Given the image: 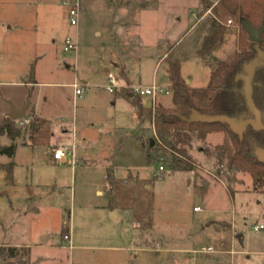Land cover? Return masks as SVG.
<instances>
[{"label":"rangeland","instance_id":"374dc122","mask_svg":"<svg viewBox=\"0 0 264 264\" xmlns=\"http://www.w3.org/2000/svg\"><path fill=\"white\" fill-rule=\"evenodd\" d=\"M74 1L0 0V119L9 103L17 106L23 97L25 103L38 101L43 119L31 134L36 120L27 110L22 137L14 143L0 139L2 147L15 145L13 157L0 154V264H264V229L253 231L264 226V196L248 174L229 172L224 160L203 153L205 148L212 153L224 135L210 134L216 135L214 143L208 136L194 141L189 153L196 170L174 171L139 152L130 134L138 126L132 106L119 98L121 89L113 94L104 89L100 62L114 49L107 25L119 10L131 14L127 8L133 0H79V22L71 27L64 2ZM171 1L169 34L147 27L136 31L133 46L149 57L141 65L128 64L133 87L151 86L155 76V85L169 91L164 67L155 69L157 55L177 58L191 87L208 82L209 69L195 52L207 34L210 10L198 8L197 0ZM117 5L121 8L115 12ZM228 26L209 61L236 52L238 29ZM67 35L76 40L74 51L63 50ZM122 47L129 51L125 40ZM110 70L121 79L112 65ZM76 74L92 75L93 83L82 86L83 98L73 105L68 85L74 79L80 85ZM157 101L172 106L171 94ZM73 117L77 129L88 131L82 142L76 129L78 164L72 167L68 161L54 162L52 148L72 146L68 122ZM148 130L153 136L152 125ZM107 163L114 177L111 191L104 186L111 182ZM159 166L163 170L155 175ZM111 195L115 221L108 207ZM194 207L200 211L193 212ZM64 235L70 242L63 241Z\"/></svg>","mask_w":264,"mask_h":264},{"label":"trees","instance_id":"16d2710c","mask_svg":"<svg viewBox=\"0 0 264 264\" xmlns=\"http://www.w3.org/2000/svg\"><path fill=\"white\" fill-rule=\"evenodd\" d=\"M203 11L210 10L208 30L195 54L208 67L209 80L205 88L192 89L180 75V61L177 59L166 63V73L171 94V109L160 105L146 108L141 98L129 96L126 91L119 96L129 100L136 108L139 120L148 119L152 123L154 135L149 130H141L137 141L148 158L155 163L172 168L174 171H194L197 165L190 155L194 141H205L210 134L222 133L221 144L216 145L212 153L204 149L205 156H214L225 161L229 172L248 174L253 187L264 196V163L255 156L256 150H264V64L257 68L252 79V101L260 112L262 128L248 127L241 139L221 123L217 124H188L181 117L189 118L193 112L201 116H225L235 121L251 119L244 94L243 83L236 80L242 73L245 64L251 62L257 51L264 52V33L262 42H250L242 29L241 21H247L254 28L264 25V0H200ZM228 27L238 29L237 50L225 60L209 61L212 54L223 43ZM123 76V73H120ZM32 76V72H31ZM42 122L31 124V132H35ZM21 136V129L9 119L0 121V139L7 137L12 143ZM152 140V144L150 141ZM15 145L0 146V154L11 158L14 155ZM12 164L6 166L10 172ZM111 203V204H110ZM109 207L116 206L113 197H110ZM13 253L14 249H8Z\"/></svg>","mask_w":264,"mask_h":264},{"label":"crops","instance_id":"0c3cea01","mask_svg":"<svg viewBox=\"0 0 264 264\" xmlns=\"http://www.w3.org/2000/svg\"><path fill=\"white\" fill-rule=\"evenodd\" d=\"M175 5H176V2H175ZM199 5L201 6L200 0H197L198 8H199ZM173 7H174V5H173L171 0H133L132 6L130 8L129 7L127 8L131 12V14L130 13L129 14L122 13L119 10L121 8V5H117V7H114L113 10H115V12H117L119 10L120 13L116 14L115 16H113L112 19L110 20V22L107 25V34H110V36L113 37V45H114L113 48L114 49L112 51H110L109 56L106 59H104L106 63L104 62V60H101V62H100V65L102 66V68H104L103 78L105 79L106 84H107V75L109 73H112L111 70H110V66L112 65L115 68V72L121 78L120 80H122V82H120V84L122 86H133V84L129 80L130 78L128 77V73H127V69H126L128 67V64H133V63L138 62L139 65H141V63L144 60V58L149 57V56H144L143 57L140 54H138V52H137L138 50L133 46V44H135L134 42L136 40H138V38L136 37L137 36L136 31L138 29L142 28V27H147L149 29H153V30L159 31L160 34H162L163 36H165L166 34H169L170 33V29L172 28V23H173L172 17L170 15ZM208 11L209 10H207V12ZM134 12H136L138 14V15H136V17H134L132 15ZM179 21H180L179 19H176L175 22L178 23ZM174 25H176V24H174ZM5 28L10 31L11 30V25L8 24V23L5 24ZM99 35H100V33L96 34V36H99ZM67 36H69V35H67ZM123 40H125L127 42V45H129V47H128L129 51H127V49L126 50L123 49V47H122L123 46ZM75 42H76V40H75ZM129 53H132V55H133V57L131 59H128V57H129L128 54ZM156 58H157L156 59V64H155L156 71H157V69L160 66H163L165 74L167 76L166 63L168 61H171V60H174V59H177V58H169L168 56L166 57L165 55H163V56L157 55ZM114 60H117V63H112ZM107 62H108V64H107ZM121 72L123 73V76H121V74H120ZM209 73H210V71H209ZM75 78H77V79L80 78V80H77V81L84 88H86V86L89 83H93L92 75L88 76L86 74H82V75L76 74ZM181 78L185 82H188L187 85H189V87L192 88V89H203V88L206 87V86L200 87V88L191 87L190 86V82L188 80H185L182 77V75H181ZM208 80H209V77H208ZM75 83H76V81L74 79L73 83L69 84L68 86L72 88V85L75 84ZM23 84L25 86H31V87L32 86L36 87V86L44 85V84H40V83L39 84L38 83L32 84V83H25V82ZM154 84H155V76H154V79H153L151 85H154ZM46 86L53 87V86H58V85L46 84ZM121 91H124V90H120L119 92H121ZM72 92H73V88H72ZM72 96H73V105H75L77 99H74V95L73 94H72ZM82 98H83V96H82ZM82 98L78 99V100L81 101ZM119 98L124 99L125 101L130 103V105L133 108V111H134V115L133 116L136 117V120L138 122V126L136 127V129L130 131V134H131V136L133 138L137 139L139 134H140V132H141V130L151 128L152 123H151V121H149V125H147L146 121H148V119L139 120L137 110H136V108L133 107L131 102L129 100L123 98L122 96H119ZM141 99H145V100H141L144 106H145V104L148 101H150L149 99H146V98H141ZM25 104H26L25 103V98L23 97L21 100H19V105H17V106H15L14 104L13 105H14V108L20 109L23 106H25ZM86 104L87 103H85L83 105H86ZM155 105L162 106L157 101V99L155 100L154 103H152L150 108H152ZM164 108L165 109H171L172 106L170 108L169 107L168 108L164 107ZM27 110H28V112H31V114L35 118L36 122L37 121L38 122H43V119L40 117V114H39L38 101H35V103L30 101L29 107L27 108ZM27 110H26L25 114H27ZM8 113H9V109L3 110L2 117H1L0 121H2L4 119H7L6 115ZM68 123L71 125V131L70 132H71V135H72V146H74V140L76 139L75 135H76V132H77L76 131L77 128H76L75 118L73 117V119H71V121H69ZM77 130H79L80 141L86 142V137H87L86 135H87L88 129L84 130V129H80L79 128ZM30 133L32 134L34 132H30ZM21 137H19V138H21ZM208 139L210 140V142L214 143V142H216V135H208ZM215 144H217V143H215ZM138 147H139V152L141 153V151H143V149L141 148L139 142H138ZM56 148H58V147L52 148V150L56 149ZM80 161H81V164H85V161L83 159H81ZM65 163H62V164H65ZM105 169H106V175L108 176V178H110L111 182L110 183L104 182V186L109 191H111L112 187H113L112 186L113 185V181H114V177H113V174H112V166L107 163V166H106ZM96 194L98 196H100V195H102V192L98 190V191H96ZM110 197H113L115 199V196H113V195H111ZM108 207H109V205H108ZM115 208H116V206L113 209L110 208V218H111V220H113L112 216H114V218H115L113 221L117 220V213H116ZM164 246H166V245L164 244Z\"/></svg>","mask_w":264,"mask_h":264},{"label":"water","instance_id":"95a60500","mask_svg":"<svg viewBox=\"0 0 264 264\" xmlns=\"http://www.w3.org/2000/svg\"><path fill=\"white\" fill-rule=\"evenodd\" d=\"M241 26L243 31L245 32L248 40L254 44H260L262 42V35L264 33V25L259 28H254L247 21H241ZM216 59H214L215 61ZM264 64V52L257 51L256 57L245 64L242 68V73L237 75L236 80H240L243 83L242 91L244 94V98L246 101V105L249 113L251 114V119L241 120L236 122L234 119L225 117V116H201L196 112H193L189 118L181 117L183 122L188 124L200 123V124H224L230 132L237 135L239 139L242 138L243 133L248 127H253L255 129H261V121H260V112L255 108L252 101V79L254 76V72L257 68L261 67ZM188 84V82H185ZM10 109L9 113L6 115V118L11 120L12 122H16L19 119H22L25 116V112L29 107V101H26L25 106L20 109L14 108V106L9 103ZM152 105L151 101H148L145 104L146 108H150ZM152 144V140L150 141ZM255 156L257 159L264 163V151L257 150L255 152ZM239 243L242 244L241 236H237Z\"/></svg>","mask_w":264,"mask_h":264},{"label":"built area","instance_id":"2783aa9c","mask_svg":"<svg viewBox=\"0 0 264 264\" xmlns=\"http://www.w3.org/2000/svg\"><path fill=\"white\" fill-rule=\"evenodd\" d=\"M79 0H75L73 3L69 4L67 2L64 3L65 6L68 7V17H69V25L71 27H76L79 22ZM230 24V22H228ZM76 49V42L70 37L66 36L64 40V52L74 51ZM73 88V95L74 99H81L84 93V89L81 85L78 83H75L72 85ZM105 91L108 94H113L114 92L118 91L119 89L126 91L130 96L139 97V98H146L149 99L152 103L155 102L158 96L161 95H169L170 92L160 88L158 86L151 85L148 87H142V86H122L120 84V80L117 76H115L112 73H109L107 75V84L104 87ZM29 121L25 118L19 119L16 121L15 124H17L19 128H23L25 125H27ZM52 159L54 162L57 163H65L69 162L71 166H76L78 164L77 159L74 156V146L70 147H58L56 149L52 150ZM70 159V160H68ZM163 170L162 166H159L155 175H158ZM200 209L198 207L193 208V212H199ZM264 226H258L253 229V231H259L263 230ZM64 242H70V238L68 235L63 236ZM204 254L208 253V251L203 250Z\"/></svg>","mask_w":264,"mask_h":264}]
</instances>
